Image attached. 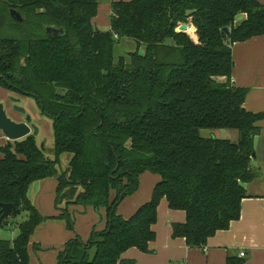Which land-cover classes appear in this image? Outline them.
<instances>
[{"label": "trees", "instance_id": "1", "mask_svg": "<svg viewBox=\"0 0 264 264\" xmlns=\"http://www.w3.org/2000/svg\"><path fill=\"white\" fill-rule=\"evenodd\" d=\"M110 7L103 30L92 23L98 0H0V86L31 97L52 128L50 153L35 130L0 145V203L26 214L13 239H0V264H29L30 239L48 219L73 231L72 206L105 209V227L68 240L57 264H135L122 254L149 252L161 199L185 213L171 224V237L189 247L205 245L240 215L244 183L256 176L250 162L264 113L243 107L246 89L231 82V47L264 34V3L112 0ZM239 13L246 18L235 25ZM47 27L63 34L50 37ZM123 38L136 49L115 57ZM222 129L235 140L201 135ZM144 172L159 181L125 218L117 206ZM46 178L56 180L53 216L29 197L31 185Z\"/></svg>", "mask_w": 264, "mask_h": 264}, {"label": "crops", "instance_id": "2", "mask_svg": "<svg viewBox=\"0 0 264 264\" xmlns=\"http://www.w3.org/2000/svg\"><path fill=\"white\" fill-rule=\"evenodd\" d=\"M102 1L105 0H98L97 13L92 23L106 30L110 25L112 0H109V4H103ZM261 2L264 3V0ZM245 18L246 15L243 13L236 15L235 25ZM139 51L142 53L143 48ZM231 54L232 84L246 89L243 107L252 113H264V34L234 43ZM12 97L15 99H11ZM31 99L0 86V103L3 104L7 116L17 123H27L31 132L35 130L36 134L39 129H46L44 137L49 138V135L52 136L50 121L48 118H40L39 109ZM27 117L30 118L29 121ZM34 122H37L38 126H35ZM257 126L260 127V132L253 139L254 153L250 162L256 176L244 183L246 196L240 202L238 219L232 221L226 230L217 231L208 238L203 245L205 250L201 247H189L183 238L171 237V224L184 222L185 213L170 209L166 200L161 199L157 207V221L152 225L155 239L149 243V252L144 253L132 247L122 254V258L134 260L135 264H226L228 257H236L242 259V264H264V118L258 121ZM230 131L215 130L209 135L203 133V136L212 135L234 140L236 133ZM5 142L7 139L0 132V145ZM64 159H69V156L64 155ZM158 181V175L142 173L139 176L138 189L118 204L117 213L125 218L132 215L150 198ZM55 189L56 180L53 178L35 182L29 189L30 199L43 216L57 214L54 208ZM70 210L74 214L73 231L68 230L63 222L56 219H48L36 227L29 243V264H57V253L68 240L75 235L81 240H86L92 228L100 230L105 227V209L96 211L92 207L84 209L72 206ZM240 253H244V256H240Z\"/></svg>", "mask_w": 264, "mask_h": 264}, {"label": "water", "instance_id": "3", "mask_svg": "<svg viewBox=\"0 0 264 264\" xmlns=\"http://www.w3.org/2000/svg\"><path fill=\"white\" fill-rule=\"evenodd\" d=\"M10 16L16 21H21V15L15 10H10ZM186 28L187 26L185 24L179 26V30L181 31L186 30ZM224 31L227 32L226 28H224ZM46 33L50 37H56L62 35L63 30L47 27ZM0 132L6 137L7 144L10 145L12 141L22 139L29 135L31 130L27 123H17L9 118L4 110L3 104L0 103ZM20 212L11 203H0V225L3 220H7L9 217H16Z\"/></svg>", "mask_w": 264, "mask_h": 264}, {"label": "rangeland", "instance_id": "4", "mask_svg": "<svg viewBox=\"0 0 264 264\" xmlns=\"http://www.w3.org/2000/svg\"><path fill=\"white\" fill-rule=\"evenodd\" d=\"M103 4H109V0H105V1H102ZM9 14H10V11H9ZM105 17H107L106 14H104ZM97 27V26H96ZM194 32V31H193ZM119 44V45H118ZM135 50V43L132 39H127V38H123L121 39L115 46V52H114V55L115 56H127L129 52L131 51H134ZM32 102L34 103L33 99H31ZM21 104V103H20ZM35 104V103H34ZM36 106V104H35ZM4 107V106H3ZM7 114V113H6ZM8 115V114H7ZM40 118H44V119H47L45 116L43 115H40ZM48 121H50L49 119H47ZM50 123V129L52 130L51 128V121L49 122ZM37 124V125H36ZM34 125L35 126H38V123L37 122H34ZM44 132H46V129H39L37 131V134H36V138L39 142V139H41L40 142H43L44 145H45V148H46V152L47 153H50L51 151V148H52V136L49 135L47 137H44ZM210 132H213V131H209V130H202L201 131V135L203 136V133H206V135H209ZM231 132V131H230ZM233 132V131H232ZM47 133V132H46ZM235 134V133H234ZM231 139V138H229ZM235 140V138H233ZM69 156V155H68ZM68 160H65L64 157H63V161H62V166H65L67 165L68 163ZM26 218V214L24 212L18 214L16 217H9L7 220H6V223L1 225L0 226V239H5V240H11L13 239V237L16 235L17 233V225L19 222L25 220Z\"/></svg>", "mask_w": 264, "mask_h": 264}, {"label": "built area", "instance_id": "5", "mask_svg": "<svg viewBox=\"0 0 264 264\" xmlns=\"http://www.w3.org/2000/svg\"><path fill=\"white\" fill-rule=\"evenodd\" d=\"M231 82H233V80L231 79ZM201 248L203 249V250H205V247L202 245L201 246ZM240 256H244V253H240Z\"/></svg>", "mask_w": 264, "mask_h": 264}]
</instances>
